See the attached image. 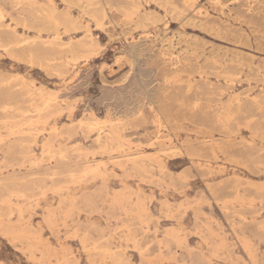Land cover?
I'll list each match as a JSON object with an SVG mask.
<instances>
[{"label":"rangeland","instance_id":"rangeland-1","mask_svg":"<svg viewBox=\"0 0 264 264\" xmlns=\"http://www.w3.org/2000/svg\"><path fill=\"white\" fill-rule=\"evenodd\" d=\"M36 1L0 0V80L56 102L0 111V264H264V0Z\"/></svg>","mask_w":264,"mask_h":264},{"label":"bare ground","instance_id":"bare-ground-1","mask_svg":"<svg viewBox=\"0 0 264 264\" xmlns=\"http://www.w3.org/2000/svg\"><path fill=\"white\" fill-rule=\"evenodd\" d=\"M218 1V0H217ZM64 2L67 4V6L70 8V9H72V8H74V7H80V8H82L83 9V11H84V13L85 14H87V15H89V16H92V18L96 21V22H98V23H100V22H102L103 21V19L105 18V14H104V12H103V9L99 6V4L97 3V1L96 0H64ZM220 2V1H219ZM242 2V1H241ZM252 2V1H251ZM11 3V2H10ZM15 3V2H14ZM133 3V2H132ZM17 4L18 5H22L23 7L25 6V8H22V10L24 9V10H28V12H30V11H32V10H36V9H39V7H38V3H37V1L36 0H32L30 3H28V5H26L25 3H24V1L23 0H17ZM215 4V3H214ZM15 5V4H14ZM18 5H17V7H18ZM129 5H130V3H129ZM230 5V4H229ZM251 5V4H250ZM12 6H13V4H12ZM14 7V6H13ZM51 8V7H50ZM13 9V8H12ZM15 9V8H14ZM124 9V8H123ZM125 9H126V7H125ZM140 9H141V7H140V5L139 4H137V3H135L134 2V4H132L131 5V9H130V14L133 16V15H138L139 13H140ZM23 10V11H24ZM42 10V9H41ZM40 10V11H41ZM16 11V10H15ZM119 11V10H118ZM122 11V10H121ZM27 12V13H28ZM230 12V11H229ZM18 13V12H17ZM205 13V12H204ZM25 14V13H24ZM56 12H54V11H52V14L50 15V17H45L44 15H40V17H39V19H40V21L43 23V22H46L45 20H47V21H50L51 19H53L54 18V16H56ZM64 14H65V22H67V21H69V20H72V17H71V14H70V12L67 10V11H65L64 12ZM124 15V14H123ZM209 15V14H208ZM1 16V15H0ZM205 16V15H204ZM2 17V16H1ZM48 18V19H47ZM145 18V17H144ZM2 20H3V18H1ZM146 19H148V17L147 18H145V19H143V20H146ZM53 20H51L49 23H51ZM39 22V21H38ZM37 22V23H38ZM141 22H142V20H141ZM144 22V21H143ZM29 23V22H28ZM47 23V22H46ZM53 23V22H52ZM103 23V22H102ZM4 24V23H3ZM19 24V23H18ZM5 25V24H4ZM3 25V26H4ZM10 25H11V23H10ZM1 26V25H0ZM249 26H250V24H249ZM232 27V26H231ZM0 28H2V27H0ZM58 28H59V23H55L54 24V31H55V34L57 35V38H56V42H61L62 40L59 38L60 37V34H59V30H58ZM51 29V28H50ZM1 31L3 30V29H0ZM52 30H53V28H52ZM4 33H5V31H4ZM42 36V35H41ZM220 36V35H219ZM29 37V36H28ZM93 37V36H92ZM55 39V38H54ZM6 40V39H5ZM38 40V39H37ZM16 41V40H15ZM8 42H10V41H8ZM15 44V43H14ZM20 44H21V42H20ZM23 44V43H22ZM26 44V43H25ZM10 45H12V46H10ZM10 45H0V47H2V48H5V49H7V50H12V49H14L16 46H19V42L17 43L16 42V44L15 45H13V44H10ZM31 45V44H30ZM68 47V46H67ZM18 49V48H17ZM30 49V48H29ZM61 50V49H60ZM64 51V50H63ZM62 51V52H63ZM194 51V50H193ZM196 51V50H195ZM69 52H71V51H69ZM75 51L73 50V53H74ZM94 52V51H93ZM16 52H14V54H15ZM20 53V52H19ZM28 53V52H27ZM35 53V52H34ZM33 53V54H34ZM64 53V52H63ZM87 53V52H86ZM29 54V53H28ZM25 55L26 57L28 56H30V55H33L32 54V51L30 52V55ZM24 56V57H25ZM34 56V55H33ZM22 57V56H21ZM51 57V56H50ZM64 58V57H63ZM179 58V57H178ZM24 59V58H23ZM37 59V58H36ZM180 59V58H179ZM189 59V58H188ZM197 59V58H196ZM238 59V58H237ZM45 60H50L49 58L48 59H46L45 58ZM51 61V60H50ZM38 62V61H37ZM43 62V61H42ZM185 62V61H184ZM50 63V62H49ZM172 63V62H171ZM62 65V64H61ZM52 66V65H51ZM195 67V66H194ZM46 68V67H45ZM61 68H63L62 66H61ZM59 70V69H58ZM201 70V69H200ZM54 71V70H53ZM64 71V70H63ZM233 71V70H232ZM51 72V71H50ZM242 75V74H241ZM10 81V80H9ZM8 80H0V91H3V96L2 97H0L1 98V100H0V111L1 112H11V113H14V114H16V119L17 120H19V121H29L30 123H34V122H40L41 120H42V113L44 112V111H46V110H54V109H52L53 107H55L56 106V102H53V101H51V100H43L44 102L41 104V105H34V104H30V105H26L24 102H22L21 100H20V98H18L17 96H15V95H12V90H13V88L15 89V87L17 86V84H16V86H13L12 84H11V82H9ZM71 82V81H70ZM193 84V83H192ZM20 85H22V84H20ZM34 86V85H33ZM19 87V86H18ZM37 89V88H36ZM39 89V88H38ZM15 92V91H14ZM24 92V94H26L25 93V91H23ZM28 93V92H27ZM18 95H22V94H18ZM25 95H23V97H24ZM22 97V96H21ZM30 100V99H29ZM53 100V99H52ZM36 101V100H35ZM33 102V101H32ZM35 103V102H34ZM59 104V103H58ZM200 104V103H199ZM58 106V105H57ZM31 108H34L35 110H36V114L35 115H30V110H31ZM52 114V113H51ZM134 120V119H133ZM7 122H9V121H7ZM24 123V122H23ZM22 123V124H23ZM100 123V122H99ZM118 124V123H117ZM32 125H34V124H32ZM39 125V124H38ZM19 126V125H18ZM98 126V125H97ZM163 126V125H162ZM46 127V126H45ZM103 127V126H102ZM15 129H17V127L15 128ZM15 129H11V132H10V136H18L19 135V133L15 130ZM19 129V128H18ZM57 129V128H56ZM53 131V130H52ZM54 131H55V129H54ZM160 132V131H159ZM186 132V131H185ZM42 133V132H41ZM51 133V132H50ZM21 134H23V133H21ZM26 134V133H25ZM114 133L112 132V133H109V135H107L108 137L107 138H111V140H114V139H116L115 137H116V135H113ZM28 135V134H27ZM23 136V135H22ZM7 138V137H6ZM2 139V138H1ZM0 139V140H1ZM98 139V138H97ZM104 140L105 139H103L102 137H99V139H98V143L99 144H101V143H103L104 142ZM122 140V139H121ZM2 141V140H1ZM2 143H3V141H2ZM104 144V143H103ZM131 147V146H130ZM140 148V147H139ZM51 149V148H50ZM23 150V149H22ZM45 150V149H44ZM121 150V149H120ZM49 152V151H48ZM95 152V151H94ZM104 152H105V150H104ZM108 152V151H107ZM213 152V151H212ZM91 153V152H90ZM172 153V152H171ZM176 153V152H175ZM14 155V154H13ZM17 155V154H16ZM66 155V154H65ZM145 156V155H144ZM15 157V156H14ZM18 157V156H17ZM138 158V157H137ZM132 159V158H131ZM148 160V159H147ZM45 161V160H44ZM41 162H42V160H41ZM101 166V165H100ZM98 168V167H97ZM246 168V167H245ZM262 168V167H261ZM98 171V170H97ZM249 171V170H248ZM95 173V172H94ZM85 175H86V173H85ZM52 179V178H51ZM1 181L2 180H0V183H1ZM7 182V181H6ZM9 182V181H8ZM5 185H7V184H5ZM0 186V190H2L3 188H5L6 186ZM238 186V185H237ZM249 186V185H248ZM244 187V186H243ZM238 188V187H237ZM240 188V187H239ZM236 191V190H235ZM240 191V190H239ZM50 201V200H49ZM22 210V209H21ZM9 219V218H8ZM24 246V245H23Z\"/></svg>","mask_w":264,"mask_h":264}]
</instances>
